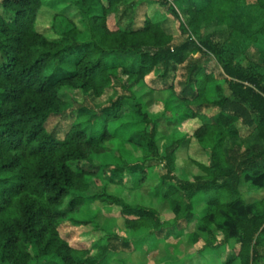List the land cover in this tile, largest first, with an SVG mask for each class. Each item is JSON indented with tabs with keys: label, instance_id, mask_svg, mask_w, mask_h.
<instances>
[{
	"label": "trees",
	"instance_id": "trees-1",
	"mask_svg": "<svg viewBox=\"0 0 264 264\" xmlns=\"http://www.w3.org/2000/svg\"><path fill=\"white\" fill-rule=\"evenodd\" d=\"M41 3L0 0V264H105L186 236L216 264H264V199L241 197L264 191V74L204 33L251 16L236 30L249 48L264 39V0H79L83 28L59 18V42L33 30ZM137 87L168 94L175 132L163 148ZM106 92L111 102L96 103ZM135 124L145 127L116 137ZM185 143L202 173L192 181L179 174ZM87 177L122 189L97 203ZM152 182L173 222L136 203ZM65 222L102 235L76 241Z\"/></svg>",
	"mask_w": 264,
	"mask_h": 264
},
{
	"label": "rangeland",
	"instance_id": "rangeland-1",
	"mask_svg": "<svg viewBox=\"0 0 264 264\" xmlns=\"http://www.w3.org/2000/svg\"><path fill=\"white\" fill-rule=\"evenodd\" d=\"M77 1L79 0H42L41 7L34 22L33 30L36 33L43 35L49 41L59 42L61 40V36L57 29V27H59V18L70 19L77 28L82 29L83 21L76 5ZM169 1L172 2L173 0ZM248 1L252 3L255 2V0ZM252 22L253 18L246 15L241 19H237V21L234 20L231 29L224 28L225 26L220 27L217 25H211L204 30V33H217L218 40L221 41L222 44L227 45L229 48L232 47L235 50L236 60L241 66L246 68L257 66L258 68H256L258 72L264 74V65H262L261 62V53H264V39L256 42L253 41L254 43L252 42V44L251 42H248V45H250L249 48H245L236 41V30L244 29V27H248ZM170 24L171 26L176 25L175 22L174 24ZM260 64L262 66H258ZM134 93L139 101L142 102L145 112L148 113L153 120H159V138L162 142L161 148H163L170 142V136L175 132L174 124L165 120V117L172 116V114L167 115V111L169 110H167L164 104L168 94H163L161 92L151 93L140 87L134 89ZM111 99V92H106L101 98L95 99V102L99 105L106 104L107 102H111ZM57 121V119L52 120L49 124V129H52ZM128 121L131 122L133 120L128 117L125 119V122ZM144 127V124L129 125L127 128L124 127L121 128V130H118L116 132V137L118 135L125 137L135 130L143 129ZM181 129L187 131V126H184ZM112 147L113 145L109 143L108 149L110 150ZM123 149L132 151V148L128 144L125 145ZM190 156L191 154L189 155L185 143L177 154L179 174L183 178L192 181L196 176H199L202 173L200 172V169L192 163ZM86 181L90 185L87 195L94 198L97 203H99L101 197L109 200L111 195L117 193V189H122L120 186L99 181L94 177H87ZM158 185L159 183L152 182L143 188V190L135 191L133 193L135 201L139 205L150 206L157 209L163 221L173 222L174 215L168 202L158 195ZM117 195L121 196L120 193ZM213 195L214 192H209L196 196L194 203L195 209L198 212H201L206 206V201ZM241 197L247 203L261 201L264 199V191L249 189L248 191H244ZM68 201L69 199H65L62 206L63 209H67ZM105 209L107 211L111 210L110 207H106ZM99 222L106 230L110 229V224H114L112 220L106 219L105 216H101ZM64 227L76 241L91 243V241L99 239L102 235L100 231H97L91 225H74L73 223L65 222ZM217 260L218 255L216 253H206L197 256L190 237L186 236L177 244L163 243L155 249H153V247H141L133 254L111 256L105 264H216Z\"/></svg>",
	"mask_w": 264,
	"mask_h": 264
}]
</instances>
